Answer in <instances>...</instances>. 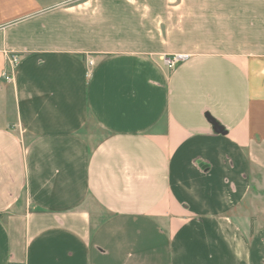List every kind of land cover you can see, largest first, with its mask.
<instances>
[{
  "label": "crops",
  "instance_id": "crops-1",
  "mask_svg": "<svg viewBox=\"0 0 264 264\" xmlns=\"http://www.w3.org/2000/svg\"><path fill=\"white\" fill-rule=\"evenodd\" d=\"M34 4L0 0V264H264V0Z\"/></svg>",
  "mask_w": 264,
  "mask_h": 264
},
{
  "label": "built area",
  "instance_id": "built-area-1",
  "mask_svg": "<svg viewBox=\"0 0 264 264\" xmlns=\"http://www.w3.org/2000/svg\"><path fill=\"white\" fill-rule=\"evenodd\" d=\"M185 57L182 56H166L163 58V63L166 66V68L169 71H172L176 68V66L184 60ZM19 62V58L16 55H10L8 56L7 59V67L6 69L1 73L2 79H4L7 82H12L13 80V75H14V70L16 65ZM91 64V62H89Z\"/></svg>",
  "mask_w": 264,
  "mask_h": 264
},
{
  "label": "rangeland",
  "instance_id": "rangeland-1",
  "mask_svg": "<svg viewBox=\"0 0 264 264\" xmlns=\"http://www.w3.org/2000/svg\"><path fill=\"white\" fill-rule=\"evenodd\" d=\"M22 2V4L24 5L26 2H34V7L33 8H26L23 5H20L15 13V16L13 18H19L21 16H25L26 14H29L31 12H34L36 10L39 9H43L49 6H68V5H72L75 3H80L83 0H20ZM2 8L0 7V10Z\"/></svg>",
  "mask_w": 264,
  "mask_h": 264
}]
</instances>
